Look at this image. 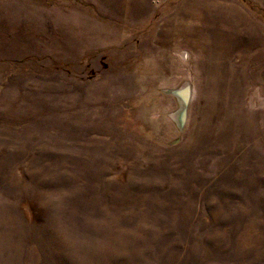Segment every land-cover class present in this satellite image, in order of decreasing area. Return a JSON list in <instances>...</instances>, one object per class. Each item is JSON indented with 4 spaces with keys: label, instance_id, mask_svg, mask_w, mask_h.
Instances as JSON below:
<instances>
[{
    "label": "rangeland",
    "instance_id": "rangeland-1",
    "mask_svg": "<svg viewBox=\"0 0 264 264\" xmlns=\"http://www.w3.org/2000/svg\"><path fill=\"white\" fill-rule=\"evenodd\" d=\"M0 264H264V0H0Z\"/></svg>",
    "mask_w": 264,
    "mask_h": 264
},
{
    "label": "bare ground",
    "instance_id": "bare-ground-1",
    "mask_svg": "<svg viewBox=\"0 0 264 264\" xmlns=\"http://www.w3.org/2000/svg\"><path fill=\"white\" fill-rule=\"evenodd\" d=\"M175 97L177 98L179 102V107H178V114H176V119L178 123L181 125L184 123V115L186 116L187 113V108L189 104V96H190V88L188 85H182L181 87L172 90L171 91Z\"/></svg>",
    "mask_w": 264,
    "mask_h": 264
},
{
    "label": "water",
    "instance_id": "water-1",
    "mask_svg": "<svg viewBox=\"0 0 264 264\" xmlns=\"http://www.w3.org/2000/svg\"><path fill=\"white\" fill-rule=\"evenodd\" d=\"M184 119H185V115H184ZM184 121V120H183ZM181 126H182V124H181Z\"/></svg>",
    "mask_w": 264,
    "mask_h": 264
}]
</instances>
